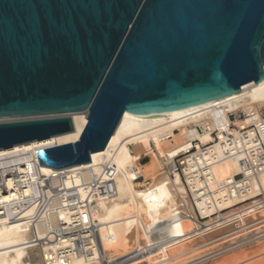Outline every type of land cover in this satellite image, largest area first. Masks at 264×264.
<instances>
[{"label":"water","instance_id":"obj_1","mask_svg":"<svg viewBox=\"0 0 264 264\" xmlns=\"http://www.w3.org/2000/svg\"><path fill=\"white\" fill-rule=\"evenodd\" d=\"M264 77V0H0V149L74 129L39 166L87 163L124 112L167 113Z\"/></svg>","mask_w":264,"mask_h":264},{"label":"bare ground","instance_id":"obj_2","mask_svg":"<svg viewBox=\"0 0 264 264\" xmlns=\"http://www.w3.org/2000/svg\"><path fill=\"white\" fill-rule=\"evenodd\" d=\"M215 106L226 107L229 111L243 110L264 115V77L253 86L234 94L179 110L143 116L124 112L106 148L93 152L89 162L74 165L86 167L90 163L98 165L110 160L118 168L116 197L106 202L98 201L94 207L95 218L103 237V248L110 259V264H188L195 259L198 261L195 260L193 264H211V261L216 263L227 252L222 253L223 255H220L222 251L211 255L205 251L226 241L228 243V240L251 235L249 239L246 237L248 241L245 240L236 246L233 244L234 247L230 245L234 249L239 248L236 250L240 251V247L252 248L251 245L256 243L257 246L264 240V233L260 231L253 233L256 229L236 234L253 221L255 213L249 210L257 200L241 203L242 197L238 195L233 197L223 189L216 190V183H213L211 189L214 201L209 205L196 201L194 206L180 177L171 176L161 158L164 149L168 147V142L159 140L163 131L179 128V134L175 135V139L179 140L184 137L183 126L198 120L191 118L189 114H201L200 120L208 119L213 116L212 107ZM68 115L74 124L72 131L0 149V209H3L0 212L3 213L0 215V264H41V250H34L31 243L33 234L29 215L35 209L34 204H31L34 203L33 198L36 194L34 184L46 177L49 178L59 169L39 166L36 150L78 139L86 123V113L81 111ZM194 116L196 115L192 117ZM236 124L242 126L240 120ZM218 138L219 141L215 144L203 148L198 146L197 151L187 158L185 174L188 173L189 163L193 160L194 163L202 165L210 164L209 171L215 181L231 178L239 173L238 162L222 156L224 135L219 133ZM198 139L205 144L212 139V135L206 131L199 135ZM142 155L147 156L148 160L139 163L138 159ZM138 174L142 175L143 179L134 181ZM185 177L190 189L197 185L196 178L190 177L189 174ZM52 183L56 184V180L52 179ZM73 183H78L77 177L66 179L64 185L68 187ZM20 184L23 190H20ZM25 196L28 197L24 198ZM64 212L59 211L63 217ZM259 212L264 213V204ZM16 215L19 216L14 218ZM153 227H159L164 233L162 255L156 249L146 251L145 248L153 239L146 233V229ZM37 235L41 236L40 232ZM109 235H112L113 239H105ZM230 236L232 238L211 246L216 241ZM208 245L211 247L203 248ZM229 249L232 248L228 247L227 250ZM261 249H264V246ZM189 253L192 255H188ZM231 255H234V250ZM193 256L198 257L190 259ZM242 257L240 255L238 259ZM67 264L86 263L75 258Z\"/></svg>","mask_w":264,"mask_h":264},{"label":"built area","instance_id":"obj_3","mask_svg":"<svg viewBox=\"0 0 264 264\" xmlns=\"http://www.w3.org/2000/svg\"><path fill=\"white\" fill-rule=\"evenodd\" d=\"M212 108L214 114L208 119L200 120L201 114H189L191 118L198 120L183 126V138L175 139V135L180 132L177 127L160 134L159 140L168 142V147L164 149L161 157L164 166L171 176L180 177L194 206L196 201L206 205L214 201L211 189L213 183H216V190L223 189L233 197H242L241 203L257 200L249 210L255 213L253 221L236 234L251 229H256L253 233L260 231L263 234L264 213L259 210L264 204V115L243 110L229 111L222 106ZM193 115L196 116L192 117ZM238 120L242 122V126L236 124ZM206 131L210 132L212 139L203 144L198 136ZM219 133L224 135L222 156L237 161L239 173L231 178L215 181L209 171L210 164L202 165L194 163L193 160L189 163L188 173L185 174L187 158L197 151L198 146L203 148L217 143ZM147 160L148 157L142 155L138 162L144 163ZM118 173L116 164L105 160L98 165L90 163L86 167L80 165L59 169L49 178L34 184L36 194L34 203L31 204H34L35 209L29 215L33 234L31 243L34 250H41V264H67L75 258L82 259L86 264L111 263L103 248V237L95 218L94 207L98 201L106 202L116 197ZM187 174L197 180V185L192 189L187 185ZM75 177L78 179L77 184L73 183L68 187L64 185L66 179ZM52 179L56 180V184L52 183ZM142 179L143 176L138 174L134 181ZM20 190H23L22 184ZM19 194L21 198L22 191ZM26 197L28 196L24 198ZM2 211L3 209H0V212ZM59 211H65V217L61 216ZM199 218L202 220L201 216ZM38 232L41 236L37 235ZM146 233L153 238L146 244V251L156 249L162 255L164 233L159 227L146 229ZM105 239L110 240L113 237L109 235Z\"/></svg>","mask_w":264,"mask_h":264},{"label":"rangeland","instance_id":"obj_4","mask_svg":"<svg viewBox=\"0 0 264 264\" xmlns=\"http://www.w3.org/2000/svg\"><path fill=\"white\" fill-rule=\"evenodd\" d=\"M202 221V220H201ZM219 235V234H218ZM251 235H247V236H245V237H239V239H238V237H237V241L239 242H237L235 239L234 240H228V243H227V241L226 242H224V244H221L220 246L219 245H217L216 247H214V248H211V249H209V250H207V251H205V253H210L211 255H215V254H218V253H220L221 251V254L220 255H223L224 254V252H227L224 256H222L221 258H223V259H221V258H219L218 260H217V262H216V260H214L216 263H214L213 261H211V264L213 263V264H264L263 262H264V249H261L263 246H264V240L263 241H260L259 243H261V244H259L258 242V244H257V246H256V243L255 244H253V245H255V246H253V245H251L252 246V248L250 247V246H246V247H244L245 248V250H244V248L243 247H240V249H241V251L240 250H236V249H239V248H233L234 246H233V244L236 246V245H238V244H241V242L243 243V242H245V240L246 241H248V239L249 238H251L250 237ZM246 237L248 238V239H246ZM230 238H232V236H230L229 238L228 237H226V238H223V239H221V240H219V241H216L215 243H213L211 246H214V245H216V244H218V242L220 243V242H223V241H225L226 239H230ZM237 242V243H236ZM236 243V244H235ZM228 244V245H227ZM210 245H208V246H205V247H203V248H209V247H211ZM230 245H232V246H230ZM224 246L225 247H229V248H232V249H229V250H227L228 249V247L227 248H224ZM226 250H224L223 248ZM248 247H250V248H248ZM260 247V248H259ZM222 248V249H221ZM243 248V249H242ZM248 248V249H247ZM219 249H220V251H219ZM247 249V250H246ZM251 249V250H250ZM257 249H261L260 251H256ZM232 250V251H231ZM233 250H234V255H231V252L233 253ZM231 251V252H230ZM235 251H236V253H235ZM243 251V253H241ZM255 251V252H254ZM213 252V253H212ZM240 252V253H239ZM261 252V254H259ZM223 253V254H222ZM229 253V254H228ZM247 253V254H246ZM191 253H189L188 255H190ZM239 254V255H238ZM256 254V255H255ZM188 255H186L187 257H188ZM192 255V254H191ZM211 255H208L209 257L211 256ZM230 255H231V257H230ZM241 255V257L242 258H240V259H238L239 258V256ZM260 255V256H259ZM186 256H184V257H186ZM198 256H200V255H198ZM198 256H193V257H191L190 259H194V258H197ZM207 256V257H208ZM227 256H229L228 258H227ZM238 256V257H237ZM256 256V257H255ZM263 256V257H262ZM206 257V258H207ZM261 257V258H260ZM183 258V257H182ZM235 258H237V260H235ZM180 259V258H179ZM190 259H188V260H190ZM221 259V260H220ZM224 259H225V261H224ZM228 259V260H227ZM234 259V260H233ZM246 259V260H245ZM195 260H197L198 261V259H195ZM195 260H193V261H190L189 263H191V264H193L194 262H196ZM220 260V261H219ZM233 260V261H232ZM238 260H240V261H238ZM248 260V261H247ZM246 261V262H245ZM223 262V263H222ZM238 262V263H237ZM248 262V263H247ZM188 263V264H189ZM209 264V263H208Z\"/></svg>","mask_w":264,"mask_h":264}]
</instances>
